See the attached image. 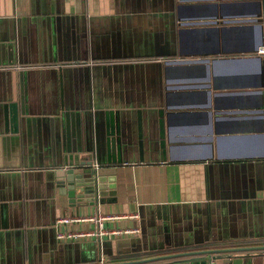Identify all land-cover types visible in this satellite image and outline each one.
<instances>
[{"label": "crops", "instance_id": "obj_1", "mask_svg": "<svg viewBox=\"0 0 264 264\" xmlns=\"http://www.w3.org/2000/svg\"><path fill=\"white\" fill-rule=\"evenodd\" d=\"M247 1L0 0V264L264 243V0L261 21L221 16ZM63 151L119 161L110 201L48 194ZM90 216L106 233L57 236L97 230ZM245 253L211 264H264Z\"/></svg>", "mask_w": 264, "mask_h": 264}, {"label": "water", "instance_id": "obj_2", "mask_svg": "<svg viewBox=\"0 0 264 264\" xmlns=\"http://www.w3.org/2000/svg\"><path fill=\"white\" fill-rule=\"evenodd\" d=\"M235 2H229V5H232V11H229L230 16H227V13L221 12V16L226 19V21H235V20H257L261 21V1L260 0H251L247 1L245 5L246 9H239L236 7ZM220 6H228L226 3H220ZM243 6V5H242ZM178 15V20L180 24H192L195 21L190 15ZM181 19H184L181 20ZM183 30H179L180 34ZM217 44V41H216ZM252 50H255V45L251 47ZM208 54L221 53L224 52L223 48L219 47L214 49H208L205 51ZM180 51V56L182 55ZM207 56L200 57L198 60H207ZM258 59L261 60L259 57ZM181 60V59H180ZM176 61L169 59L168 62ZM258 82L259 86L264 87V63L260 66ZM261 96L262 103L260 106L264 108V90H259L257 92ZM20 112V111H19ZM18 112V113H19ZM24 110H21V114H24ZM15 115V117L18 116ZM20 115V113H19ZM89 118L91 115H89ZM93 117V116H92ZM12 118V117H11ZM15 129V127H14ZM116 159H108L100 157L99 155L86 153L80 155L71 151H63L62 154L56 155L53 161V167L51 166L48 170L44 172L45 176V189L51 194L52 191L58 194L66 195L71 204L77 206L84 205H94L98 206L103 204L105 201H110L112 198L107 196H112L115 193L113 186H115V168H116ZM91 248L94 250V245L90 244ZM98 252L101 250L100 244L97 245ZM257 251L264 255V243L263 244H254L248 246H234V247H220V248H205V249H193L185 251H175L165 254L147 256V257H136L129 260H121L117 262H110L104 264H151L152 262L167 261V259H183L188 262H197L198 260H205L204 264H211L215 258L216 253L228 254V257L224 255L228 261L234 252H246L244 256L246 258H251L253 255L252 252ZM257 255V254H254ZM89 261V260H88ZM247 261L243 263L246 264ZM165 263V262H164ZM160 262L159 264H164ZM169 263V262H168ZM165 263V264H168ZM103 264V263H102Z\"/></svg>", "mask_w": 264, "mask_h": 264}, {"label": "built area", "instance_id": "obj_3", "mask_svg": "<svg viewBox=\"0 0 264 264\" xmlns=\"http://www.w3.org/2000/svg\"><path fill=\"white\" fill-rule=\"evenodd\" d=\"M19 67V66H16ZM85 218V217H83ZM89 220H95L98 222V229L94 230V231H70V230H64V231H60L57 233V236L59 238H66V239H70V238H78V237H82V236H87V235H91V234H97L98 236H100L102 233H106V230L102 227L101 223H100V218H96L94 216H90L88 218ZM61 221H70V218H62L60 219ZM113 233H117V234H130L132 232H136L138 231V228H124V229H115L112 230Z\"/></svg>", "mask_w": 264, "mask_h": 264}]
</instances>
